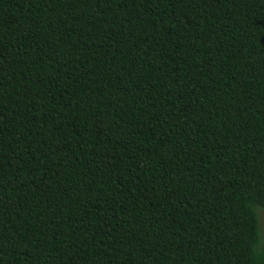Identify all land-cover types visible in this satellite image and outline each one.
<instances>
[{
  "label": "trees",
  "instance_id": "16d2710c",
  "mask_svg": "<svg viewBox=\"0 0 264 264\" xmlns=\"http://www.w3.org/2000/svg\"><path fill=\"white\" fill-rule=\"evenodd\" d=\"M262 205L264 0H0V264H264Z\"/></svg>",
  "mask_w": 264,
  "mask_h": 264
},
{
  "label": "rangeland",
  "instance_id": "374dc122",
  "mask_svg": "<svg viewBox=\"0 0 264 264\" xmlns=\"http://www.w3.org/2000/svg\"><path fill=\"white\" fill-rule=\"evenodd\" d=\"M259 216H260L262 231L264 233V209H259Z\"/></svg>",
  "mask_w": 264,
  "mask_h": 264
},
{
  "label": "snow or ice",
  "instance_id": "6c2138e0",
  "mask_svg": "<svg viewBox=\"0 0 264 264\" xmlns=\"http://www.w3.org/2000/svg\"><path fill=\"white\" fill-rule=\"evenodd\" d=\"M151 2H152V0H142V3H151ZM171 2L173 4H175L176 0H171ZM262 207H264V205H262ZM36 244L39 245V241L38 240L36 241Z\"/></svg>",
  "mask_w": 264,
  "mask_h": 264
}]
</instances>
